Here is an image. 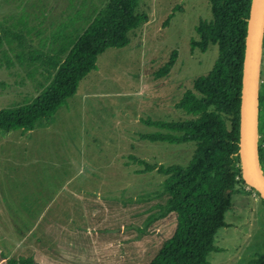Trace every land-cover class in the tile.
I'll return each instance as SVG.
<instances>
[{"label":"rangeland","instance_id":"obj_1","mask_svg":"<svg viewBox=\"0 0 264 264\" xmlns=\"http://www.w3.org/2000/svg\"><path fill=\"white\" fill-rule=\"evenodd\" d=\"M107 1L0 0V23L26 15L31 27L48 31L74 6L84 4L87 15ZM139 11L149 21L130 45L101 55L98 70L55 116L32 131L0 130V264H150L174 235L177 216L159 217L169 200L166 176L137 159L186 166L195 145L141 136L164 132L147 120L189 118L176 104L213 69L218 48L191 47L200 21L212 17L209 0H140ZM175 51L169 75L157 79ZM9 57L11 68L0 50V109L33 101L42 79ZM239 187L248 193L233 195L229 227L217 233L221 251L210 253V264H251L264 253V202L249 183Z\"/></svg>","mask_w":264,"mask_h":264},{"label":"trees","instance_id":"obj_2","mask_svg":"<svg viewBox=\"0 0 264 264\" xmlns=\"http://www.w3.org/2000/svg\"><path fill=\"white\" fill-rule=\"evenodd\" d=\"M253 0H209L212 17L201 20L192 38V50L206 53L218 48L213 69L194 80L176 104L189 118L177 122L147 120L164 132L145 134L150 142L195 145L186 165L158 166L137 159L146 171L165 175L164 195L168 203L159 217L174 213L177 227L164 242L159 255L150 264H210L209 255L220 252L215 245L217 233L229 227L225 215L233 207L235 194L248 193L239 185L246 183L241 161L242 89L246 41ZM140 0H108L85 15V5L74 6L64 21L51 30L31 27L28 16H11L0 23V50L13 67L9 54L21 66L32 67L31 75L40 74L38 96L31 102L0 109V130L32 131L41 120H50L69 99L82 81L98 70V59L108 49L125 48L131 34L142 28L149 16L139 11ZM39 39L38 46L28 37ZM264 50V40H263ZM178 53L156 78L167 77ZM3 65L1 64V67ZM264 63L259 84V162L264 173ZM263 200V199H262ZM264 202V200H263ZM17 264H39L33 258ZM251 264H264V253Z\"/></svg>","mask_w":264,"mask_h":264},{"label":"water","instance_id":"obj_3","mask_svg":"<svg viewBox=\"0 0 264 264\" xmlns=\"http://www.w3.org/2000/svg\"><path fill=\"white\" fill-rule=\"evenodd\" d=\"M264 40V0H253L246 41L242 89L241 161L243 177L264 200L259 162V84Z\"/></svg>","mask_w":264,"mask_h":264}]
</instances>
